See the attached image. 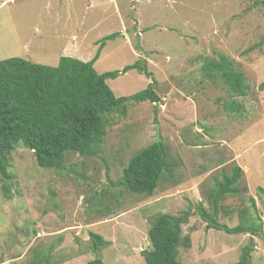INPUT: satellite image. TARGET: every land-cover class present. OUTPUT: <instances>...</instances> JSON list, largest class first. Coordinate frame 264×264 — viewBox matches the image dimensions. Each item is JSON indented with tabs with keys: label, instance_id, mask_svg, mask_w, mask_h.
Here are the masks:
<instances>
[{
	"label": "rangeland",
	"instance_id": "obj_1",
	"mask_svg": "<svg viewBox=\"0 0 264 264\" xmlns=\"http://www.w3.org/2000/svg\"><path fill=\"white\" fill-rule=\"evenodd\" d=\"M110 1L0 0V60L56 65L69 41L79 56H68L88 61L98 39L117 33L104 41L96 71L121 69L143 57L151 76L131 69L106 82L116 96L152 84L161 98L157 104L128 103L124 117L112 114L101 153L86 159L66 152L61 169L39 167L32 151L16 144L7 197L0 178V264H26L33 248L49 244L54 264H85L96 255L103 264H145L140 251L150 248L155 216L185 209L192 215L182 234L191 245L178 248L183 264H231L249 243V264H264V193L257 189L264 188V0ZM220 54L246 76L245 95L203 75V61ZM232 100L241 109L226 110ZM160 137L173 172H165L152 195L131 193L118 184L124 166ZM233 165L243 170L237 186L244 190L221 200L216 217L234 226L244 209L261 224L257 236L206 229L196 213L200 202L209 208L221 172ZM90 231L110 241L97 254Z\"/></svg>",
	"mask_w": 264,
	"mask_h": 264
},
{
	"label": "trees",
	"instance_id": "obj_2",
	"mask_svg": "<svg viewBox=\"0 0 264 264\" xmlns=\"http://www.w3.org/2000/svg\"><path fill=\"white\" fill-rule=\"evenodd\" d=\"M116 35L110 33L99 39L98 47L88 61L72 56H60L56 65L21 57L0 60V178L4 182V196H9V180L14 177L8 169L16 144L22 143L29 148L39 167L61 169L66 152H75L86 159L97 157L101 153V143L111 115L117 113L124 117L128 103L160 102L161 98L152 84L129 96H116L106 82V79H113L131 69L151 76L145 58L139 57L121 69L102 73L94 68L104 41ZM134 48L141 51L138 44H134ZM201 69L206 78L219 80L233 94L243 96L249 89L244 73L224 54L206 58ZM262 87L264 81L260 84ZM241 107V103L232 100L224 108L234 112ZM168 150V144L161 137L139 149L128 159L118 184L131 193L152 195L165 172H173ZM242 174L239 165H233L228 173L221 172L217 187L209 195V208L201 202L197 204L196 213L205 222L206 229L228 234H259L261 224L257 222L258 218L251 220L244 209L239 211L240 221L234 226L221 223L216 217L221 200L239 195L244 190L237 186ZM257 189L264 193V188ZM250 201L255 208L252 198ZM191 215V210L185 209L176 214L155 216L148 229L150 248L140 251L145 264H183L178 259V248L191 245L190 236L182 234V225ZM89 239L96 254L110 244L109 240L93 231L89 232ZM57 240L60 242L61 239ZM53 250L52 244L33 248L32 258L26 264H54ZM252 250L251 243L245 245L239 259L231 264H249ZM85 264L103 262L96 255Z\"/></svg>",
	"mask_w": 264,
	"mask_h": 264
},
{
	"label": "crops",
	"instance_id": "obj_3",
	"mask_svg": "<svg viewBox=\"0 0 264 264\" xmlns=\"http://www.w3.org/2000/svg\"><path fill=\"white\" fill-rule=\"evenodd\" d=\"M110 1V0H109ZM111 2V1H110ZM115 8V13L117 14V15H119L120 16V18L122 19V21L124 22V20H123V18H122V15H121V12L119 11V9L115 6L114 7ZM123 25H124V23H123ZM79 30V33H81V29H78ZM121 33V32H120ZM83 34H85L84 32H82L80 35H83ZM122 34V33H121ZM77 35H75V34H72L71 35V37H76ZM72 39V38H71ZM99 40V39H98ZM97 40V41H98ZM69 41H67L66 42V44L64 45V47H63V50H62V53H65L66 54V56H68L69 54L70 55H77V56H79L77 53H74L75 51L72 49V47H70V43H68ZM79 44V43H78ZM80 54V53H79ZM74 56V57H75ZM73 57V56H72ZM60 58V57H59ZM59 58H56V60L58 59L59 60ZM58 60H57V62H58ZM242 169V168H241ZM243 171V170H242Z\"/></svg>",
	"mask_w": 264,
	"mask_h": 264
}]
</instances>
